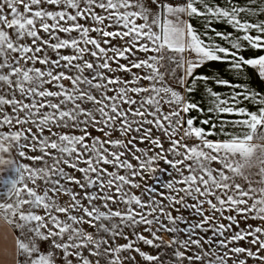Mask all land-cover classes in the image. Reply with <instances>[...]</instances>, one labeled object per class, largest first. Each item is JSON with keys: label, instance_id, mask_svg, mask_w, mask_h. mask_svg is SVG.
<instances>
[{"label": "snow or ice", "instance_id": "6c2138e0", "mask_svg": "<svg viewBox=\"0 0 264 264\" xmlns=\"http://www.w3.org/2000/svg\"><path fill=\"white\" fill-rule=\"evenodd\" d=\"M249 50L264 0H0V264H264V93L198 74Z\"/></svg>", "mask_w": 264, "mask_h": 264}, {"label": "crops", "instance_id": "0c3cea01", "mask_svg": "<svg viewBox=\"0 0 264 264\" xmlns=\"http://www.w3.org/2000/svg\"><path fill=\"white\" fill-rule=\"evenodd\" d=\"M217 2H219V0H217ZM219 30H225L224 26H218ZM227 31H231V29H227ZM264 54L261 52H254L252 50H249L247 52L244 53L246 58L249 57H258L259 55ZM198 74H203V75H207V76H214V75H220L222 77H224L225 79H229L231 80L233 83H239V84H243L246 85L247 87H249L250 89H253L257 92L260 93H264V80H262L255 69H252L250 67H248L246 69V73L244 77H241L239 79L235 78L234 75L232 73H230L227 70V65L226 64H219V63H209L206 64L203 68H201L200 70H198ZM217 91H221V92H226V89H215ZM200 96L197 95V99H199ZM193 115H195V113H193Z\"/></svg>", "mask_w": 264, "mask_h": 264}, {"label": "rangeland", "instance_id": "374dc122", "mask_svg": "<svg viewBox=\"0 0 264 264\" xmlns=\"http://www.w3.org/2000/svg\"><path fill=\"white\" fill-rule=\"evenodd\" d=\"M93 35H95V34H93ZM39 66V65H38ZM258 171V169H256V168H253L252 169V172L253 173H256ZM253 179L255 180V179H259V177H257V176H253ZM137 194L139 195V193L137 192ZM62 199V201L63 200H66L67 199V197H62L61 198ZM205 207H207L206 205H205ZM174 215H175V213H173ZM185 215H187V213H185ZM224 223H227V221H224ZM248 223H253V224H255V223H257L256 221H251V220H249L248 221ZM183 226V225H182ZM244 225H243V222L241 223V227H243ZM171 234H165V240H167V239H169V236H170ZM121 243H123V241H120ZM243 243V242H242ZM246 246V245H245ZM144 250L145 251H153V250H151V249H149L148 247H144ZM170 251V250H169ZM153 254H155V252H153Z\"/></svg>", "mask_w": 264, "mask_h": 264}]
</instances>
